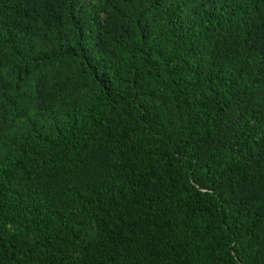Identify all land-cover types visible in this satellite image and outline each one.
Returning a JSON list of instances; mask_svg holds the SVG:
<instances>
[{
    "label": "trees",
    "instance_id": "trees-1",
    "mask_svg": "<svg viewBox=\"0 0 264 264\" xmlns=\"http://www.w3.org/2000/svg\"><path fill=\"white\" fill-rule=\"evenodd\" d=\"M79 2L0 0V264H264V0Z\"/></svg>",
    "mask_w": 264,
    "mask_h": 264
},
{
    "label": "snow or ice",
    "instance_id": "snow-or-ice-1",
    "mask_svg": "<svg viewBox=\"0 0 264 264\" xmlns=\"http://www.w3.org/2000/svg\"><path fill=\"white\" fill-rule=\"evenodd\" d=\"M78 6L83 7L85 4H81L79 0H77ZM161 0H155V3H160ZM187 3L191 4L194 8H203L207 10L209 7L214 8L216 5H220L223 7L227 0H186ZM234 152L239 151V144L235 146L233 149ZM243 207V206H241ZM242 233H245L251 243H254L255 240L252 237L251 231L249 229H241ZM259 248L261 249V254H264V240L260 242Z\"/></svg>",
    "mask_w": 264,
    "mask_h": 264
}]
</instances>
